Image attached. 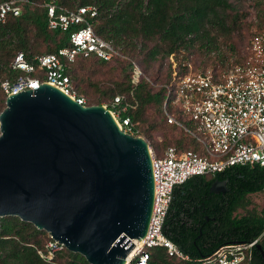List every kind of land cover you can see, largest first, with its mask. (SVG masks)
<instances>
[{"label": "water", "instance_id": "1", "mask_svg": "<svg viewBox=\"0 0 264 264\" xmlns=\"http://www.w3.org/2000/svg\"><path fill=\"white\" fill-rule=\"evenodd\" d=\"M225 183L216 179L209 191L223 193ZM153 200L149 144L122 131L106 106L82 104L44 81L6 96L0 217L32 223L89 264H127Z\"/></svg>", "mask_w": 264, "mask_h": 264}, {"label": "built area", "instance_id": "2", "mask_svg": "<svg viewBox=\"0 0 264 264\" xmlns=\"http://www.w3.org/2000/svg\"><path fill=\"white\" fill-rule=\"evenodd\" d=\"M44 5L50 29L68 30L73 24L80 25L70 33V46L55 53L35 55L32 61H28L22 51L17 52L11 67L20 73L13 79L2 80L1 89L7 96L36 88L44 81L84 104L76 95L67 72L70 64L77 56H95L106 61L125 56L111 41L94 31L89 17L96 15L95 6L70 9L54 0ZM21 11L18 0H0V21L3 22L8 13L18 16ZM183 66V73L174 70L171 79L163 84L166 99L162 110L169 124L183 128L200 143L202 153L178 149L174 145L167 146L161 154L150 149L154 178L152 214L147 232L137 243L139 248L127 264H150V249L156 246L163 247L170 257L190 260L163 232L177 185L191 176H209L234 165L259 164L264 167V27L254 30L243 57L233 61L217 76L210 71L194 69L187 62ZM36 74L42 75L43 79ZM142 76L141 68L132 61V85L136 86ZM131 106L123 95H116L107 108L119 128L134 135L137 130L130 116L122 114ZM57 244L64 247L54 239L48 243L51 246ZM198 262L264 264V229L252 240L225 242Z\"/></svg>", "mask_w": 264, "mask_h": 264}, {"label": "trees", "instance_id": "3", "mask_svg": "<svg viewBox=\"0 0 264 264\" xmlns=\"http://www.w3.org/2000/svg\"><path fill=\"white\" fill-rule=\"evenodd\" d=\"M21 1V2H20ZM24 1V2H22ZM35 8L38 0H18L22 11L18 16L8 13L5 20L0 21V79H13L20 72L11 67V62L17 52L22 51L28 61L33 56L26 54L28 43L25 40L27 24L36 28L45 40L54 43L47 53H55L58 49L70 46V33L80 25L73 24L68 30L50 29L45 2ZM58 5L66 7L70 1L54 0ZM93 5L97 13L89 17L94 31L103 39L111 41L119 48L125 57H116L106 61L95 56H77L67 69L72 80L73 65L81 59H94L103 63L127 60L125 47L131 42V37L140 36L145 41L156 38L160 45H167L165 53L176 56L180 49H188L197 41L202 40L206 46L210 42L206 26L214 27L220 32L228 33L233 30L237 22V11L231 0H78L74 7ZM10 51L12 54L10 55ZM15 51V52H14ZM160 52L159 46L154 45L149 50L151 58ZM45 54V53H42ZM39 55V54H38ZM12 56L8 62V58ZM243 55L240 57V59ZM240 59H236L239 61ZM127 83L124 88L132 93L137 102H131L123 116H130L133 124L140 120V113L148 104L156 103L164 122L183 131L188 137L190 148L182 145L183 140L177 141L178 149H192L202 153L200 143L183 128L169 124L163 114L162 106L166 99V88L158 85L156 92H152V82L141 77L139 83L133 86L130 79L132 60L128 59ZM180 73L185 71L180 66ZM218 68L213 67L214 76L218 75ZM224 70V69H223ZM43 79L42 75H38ZM169 78L165 83H167ZM73 83V80H72ZM74 88L75 84L73 83ZM0 111L5 107L6 95L1 89ZM117 93L112 96V99ZM125 97V96H124ZM126 99V98H125ZM135 99V100H136ZM127 100V99H126ZM186 125L189 122H185ZM136 129V126H135ZM169 146V145H168ZM162 153V152H161ZM160 153V154H161ZM226 181L227 190L223 193L209 191L211 183L216 180ZM264 187V167L259 164L234 165L227 169L209 175H194L174 188L172 200L163 225L164 234L174 242L190 260H180L167 255L165 249L156 246L150 249V264H199L198 259L211 254L218 246L229 241H249L257 237L264 229V210L247 209L248 195L261 192ZM245 209V213L237 215L238 209ZM31 226L32 231L26 232ZM34 225L20 220L15 216L0 217V259L4 264H60L55 257L46 259L40 256L39 250L47 254V249L40 246L35 236L42 233ZM49 235V234H48ZM51 238L48 236V239ZM261 246H263L261 244ZM69 258L64 264H89L79 253L67 250Z\"/></svg>", "mask_w": 264, "mask_h": 264}, {"label": "rangeland", "instance_id": "4", "mask_svg": "<svg viewBox=\"0 0 264 264\" xmlns=\"http://www.w3.org/2000/svg\"><path fill=\"white\" fill-rule=\"evenodd\" d=\"M41 1L38 0V4L32 5V7L42 8ZM231 1L235 6V10H229V14L237 11V22L233 30L224 33L209 25L206 26L210 38L207 46L202 44V40H199L188 49H180L177 55L171 58L165 53L169 46L160 45L156 38L151 41H145L140 36H134L131 37V40H127L131 42L125 47L127 58L135 61L141 68L143 77H147L152 82V85H150L152 92H156L159 88L158 85H162L171 78L174 70L179 72V65L183 66V63L187 62L194 69L210 72L216 66L218 73H221L233 61L240 59L246 52V47L254 30L264 27V0ZM77 3L78 0L70 1L66 4V7H74ZM25 40L28 43V47L24 52L29 54V56L47 53L49 48L54 47V43L51 40H45L36 28L30 24H27L26 27ZM154 45L159 46L160 52L151 58L149 50ZM1 49L2 46L0 44V53L3 54L4 50ZM11 54L12 51H10ZM11 58L12 56L7 61L9 62ZM128 59L126 61L114 60L108 63L94 59L78 60L72 68V80L75 84L76 95L83 99L85 105L101 104L109 107L112 96L117 93H122L121 95L125 96L130 103L137 102L132 93L124 89L129 71V68H127ZM2 76H0V79ZM0 97H2L1 91ZM135 126L137 132L134 135L143 137L148 142L150 149L156 154L163 152L168 145L177 146L179 139L183 140L181 146L190 148L188 137L184 135L183 131L164 122L160 107L156 103L148 104L145 107L144 111L140 113V120L136 121ZM248 198L247 209L255 208L257 211L262 209L264 204V193L262 191L250 194ZM236 213L237 215H242L245 213V209L240 208ZM32 230L31 226L28 225L26 227V232ZM40 231L43 232L37 234L35 239H38V243L42 247L45 243L43 249H47V254L39 250L40 256L48 260L51 257H55L60 264H64L65 259L69 258L64 248L60 247L59 244L48 245L52 238L48 239L50 235L46 231ZM0 264H4L1 259Z\"/></svg>", "mask_w": 264, "mask_h": 264}, {"label": "bare ground", "instance_id": "5", "mask_svg": "<svg viewBox=\"0 0 264 264\" xmlns=\"http://www.w3.org/2000/svg\"><path fill=\"white\" fill-rule=\"evenodd\" d=\"M138 242H140V241H138ZM134 254V253H133ZM133 254L129 257V258H127V261L133 256Z\"/></svg>", "mask_w": 264, "mask_h": 264}, {"label": "flooded vegetation", "instance_id": "6", "mask_svg": "<svg viewBox=\"0 0 264 264\" xmlns=\"http://www.w3.org/2000/svg\"><path fill=\"white\" fill-rule=\"evenodd\" d=\"M216 194H218V193H216Z\"/></svg>", "mask_w": 264, "mask_h": 264}]
</instances>
